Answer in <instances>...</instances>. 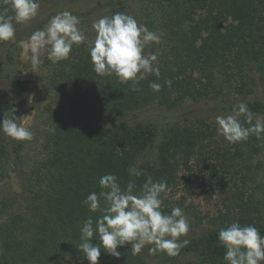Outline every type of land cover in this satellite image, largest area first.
Segmentation results:
<instances>
[{
	"label": "trees",
	"instance_id": "1",
	"mask_svg": "<svg viewBox=\"0 0 264 264\" xmlns=\"http://www.w3.org/2000/svg\"><path fill=\"white\" fill-rule=\"evenodd\" d=\"M140 2L138 9L129 0H111L109 16L128 9L137 19L141 6H146L150 27L157 16L164 31L154 65L159 66L160 77L146 74L133 91L131 81L125 84L116 75L96 74L88 51L91 45L85 43L74 45L67 60L53 64L41 156L33 161L23 191L0 200V264H89L78 249L80 228L88 217L95 222L104 213L90 212L84 200L102 190L99 180L105 174H115L122 189L134 180L136 194L148 176L154 182L165 181L167 190L161 193L165 214L173 209L165 194L181 185L188 187L194 181L200 190L211 192L232 184L233 210L215 217L213 228L182 236L189 243L175 256L153 254L171 264H227L218 232L234 221L255 225L264 234V137L251 135L247 141L230 144L217 133L215 120L186 118L169 126L154 160L136 163L140 152L153 146L155 131L127 120L130 113L149 105L175 109L189 100L219 99L225 95V82L231 81V62L239 73L243 63H249L264 89V0ZM5 8L8 15L14 14L9 5L0 3V12ZM151 82L159 83L160 91H153ZM12 84L25 93L29 80L18 73ZM245 104L254 116L264 115L263 101ZM18 107L16 99L0 94V120L12 118L14 109L18 118ZM240 119L244 121L243 116ZM25 146L26 140L0 131V169L12 158L23 161ZM130 167L143 174L130 176ZM98 242L94 237L92 243ZM117 250L119 258L102 248L99 264H149L143 251L133 255L128 244Z\"/></svg>",
	"mask_w": 264,
	"mask_h": 264
},
{
	"label": "clouds",
	"instance_id": "2",
	"mask_svg": "<svg viewBox=\"0 0 264 264\" xmlns=\"http://www.w3.org/2000/svg\"><path fill=\"white\" fill-rule=\"evenodd\" d=\"M0 3L9 5L14 13L8 15V8L0 12V42H15L13 21L25 23L34 19L40 9L39 0H0ZM79 25L80 18L71 12L56 13L45 27L19 42L20 61L30 63L34 72L45 50L53 63L67 60L73 46L78 47L86 40ZM92 28L95 40L88 51L96 74L116 75L125 84L131 81L133 91L138 90V84L146 79V74L160 77L159 66H154L158 61L157 55L145 53L151 43L160 42V36L134 16L122 12L102 16L93 21ZM166 83L171 85L170 80ZM149 87L157 92L161 89V85L155 82H151ZM13 113L12 118L4 116L0 120V131L15 140H31L33 134L26 116L17 118ZM241 116L244 117L243 122ZM216 124L217 133L230 144L247 141L251 135L257 139L264 137V118L254 116L243 102L233 106L232 114L217 115ZM128 172L134 177L143 174L136 167H130ZM99 185L102 190L98 194L92 192L87 195L84 204L90 212L104 214L95 222L91 216L88 217L80 228L82 243L78 249L89 264H99L102 248L119 258L121 253L117 249L125 244L130 245L133 255L152 245L148 249L150 254L165 252L175 256L189 243L180 239L188 234L190 227L183 210L175 207L170 214L161 210V193L167 190L165 181L154 182L148 176L139 194L134 192V180H129L126 188L122 189L115 174L101 176ZM94 237L99 241L97 244L92 243ZM218 240L225 249L223 258L227 264H264V234L255 225H241L234 221L219 229Z\"/></svg>",
	"mask_w": 264,
	"mask_h": 264
},
{
	"label": "rangeland",
	"instance_id": "3",
	"mask_svg": "<svg viewBox=\"0 0 264 264\" xmlns=\"http://www.w3.org/2000/svg\"><path fill=\"white\" fill-rule=\"evenodd\" d=\"M129 1L137 8L141 4L140 0ZM109 2L111 0H39L40 9L34 19L25 23L13 21L16 29L15 42H0V94H6L18 101V118L26 116L25 120L33 134L31 140H26L23 161H17L12 158L4 169H0V200L7 196L10 197L11 193L16 194L23 191L26 175L29 173L33 161L41 156L42 153L44 135L48 129L45 108L52 101V92L47 82L54 63L47 58V51L45 50L40 56L38 68L33 72L30 63H22L20 61L21 48L19 42L27 40L34 31L45 27L49 19L56 13L69 11L80 18L79 27L86 36L84 43L92 45L95 40V31L92 28V23L102 16H109ZM141 7L143 8L136 15L137 21L146 25L150 31L160 36V42L151 43L146 47L145 53L158 55L163 46L161 35H163L164 31L159 27L160 20L157 16L152 18L151 27L146 24V20L149 19V10L146 9V6ZM126 12L131 11L127 9ZM130 14L133 15L134 13L131 12ZM243 64L242 73H239L238 69L233 67L232 62L230 63L228 72L231 76V81L230 83L225 82L223 88L225 95H221L217 100L201 102L189 100L175 109L149 105L130 113L127 117L129 123L132 125L140 124L142 125L141 129L143 127V129L155 131L153 146L143 149L137 156L136 163L152 161L156 158L158 144L162 142L169 126L174 123H183L186 118L194 119L196 117H207L216 121L217 115L232 114V110H229L230 106L237 105L240 102L245 103L253 99H259L264 102V89L257 72L246 61ZM18 73L21 77L29 80L28 90L25 93H22L12 84L13 78ZM223 79L224 77L222 76L220 80L224 82ZM239 88H242V92L239 91ZM29 99H31V103ZM259 117L264 118V115ZM203 172L200 171L199 173ZM231 185V183H228L215 191L207 192L200 190L195 182L192 181L188 184V187L181 185L177 189L168 191L164 198L168 200V204L172 208L179 207L183 210L190 226L186 236H191L213 228L215 226L213 223L215 217L220 213L233 210L230 207L234 203ZM149 248L150 246L148 245L142 250L149 264H171L163 258H157L150 254Z\"/></svg>",
	"mask_w": 264,
	"mask_h": 264
}]
</instances>
